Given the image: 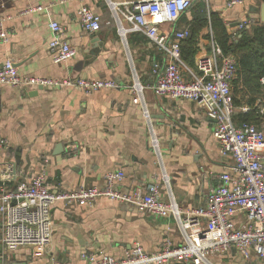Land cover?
Instances as JSON below:
<instances>
[{
  "label": "crops",
  "instance_id": "crops-1",
  "mask_svg": "<svg viewBox=\"0 0 264 264\" xmlns=\"http://www.w3.org/2000/svg\"><path fill=\"white\" fill-rule=\"evenodd\" d=\"M200 2L208 16L214 13L233 36L239 22L258 18L256 9L264 0H244V5L233 8L226 7L227 0ZM9 4V9L0 7V28L8 35L7 42H0V66L12 59L21 76L112 78L119 86L85 94L69 87L0 85V136L8 144L0 151V195L3 188L13 189L41 173L52 191H70L104 186L107 172L122 169L127 178L118 188L123 191L167 175L168 184L162 183L161 190L164 200L173 197L183 209L204 205L219 184L218 175L232 160L221 155L213 137L215 120L203 108L190 100L157 97L149 88L154 68H163L167 55L141 33H130L123 40L101 0H10ZM83 5L102 16L95 49L92 33L84 31L76 15ZM52 20L62 25L63 37L77 50L68 62L55 63L51 56ZM195 24L194 16L187 12L177 27ZM209 26L210 22L201 28L192 51L186 43L182 45L185 63L192 70L200 57L199 44L211 52ZM170 29L163 25L161 32L170 33ZM136 81L149 86L144 90V105L135 100L132 85ZM239 82L232 85L236 111L247 113L264 129V89ZM153 138L160 154L152 146ZM58 144L63 149L55 154ZM17 159L20 163L14 174ZM52 215V239L44 250L23 247L0 259V264H84L86 251L122 257L137 246L151 253L166 238L174 244L183 239L173 218L147 215L130 204L106 199L92 206L60 201L53 206ZM1 232L0 220V237ZM213 261L259 264L256 256L245 260L235 249Z\"/></svg>",
  "mask_w": 264,
  "mask_h": 264
},
{
  "label": "built area",
  "instance_id": "built-area-1",
  "mask_svg": "<svg viewBox=\"0 0 264 264\" xmlns=\"http://www.w3.org/2000/svg\"><path fill=\"white\" fill-rule=\"evenodd\" d=\"M101 1L107 5L123 40L130 33H141L168 57L163 68H154V82L150 87L139 81L132 85L135 100L144 105V90L149 87L157 97L195 102L215 120L213 137L221 155L232 162L218 175L219 184L209 193L206 203L189 209L181 208L173 197L162 198V183L168 184L167 175L132 190L119 189L127 178L122 169L107 172L104 186L52 191L46 175L41 173L20 182L13 189L3 188L0 195V259L23 247L34 248L37 252L44 250L52 239V208L56 203L92 206L98 200L106 199L130 204L147 215L173 218L182 234V243L174 244L166 238L155 252L137 246L122 257L103 251H86L82 254L84 264H215L214 257L233 249L245 260L256 256L259 264H264V131L253 123L234 122L236 109L232 82L237 76L235 57L223 53L209 26L211 52L199 44L196 70L189 68L182 59V45L191 31L188 26L178 28L177 23L196 0ZM244 3V0H227L226 7ZM76 15L84 31L95 34L101 30L102 16L89 6H80ZM257 20L250 18L239 22L236 31L240 32ZM163 25L171 26L170 33L161 32ZM49 27L52 32L49 50L53 61L63 63L75 58L77 50L63 37L62 25L52 20ZM7 41V32L1 27L0 42ZM0 85L34 89L69 87L91 94L115 88L119 83L112 78L21 76L15 62L7 59L0 66ZM7 145L0 136V151ZM152 146L160 154L155 138Z\"/></svg>",
  "mask_w": 264,
  "mask_h": 264
},
{
  "label": "trees",
  "instance_id": "trees-1",
  "mask_svg": "<svg viewBox=\"0 0 264 264\" xmlns=\"http://www.w3.org/2000/svg\"><path fill=\"white\" fill-rule=\"evenodd\" d=\"M200 1L202 0H196L188 10L194 16L196 24L189 26L191 34L183 43H186L190 47L189 50L192 51L200 29L210 22L214 39L221 47L223 53L232 54L236 59L237 76L233 80L232 85L237 82L240 84L239 81H241L243 86H256L264 89V84H261L262 78L264 79V23L258 17L257 23L252 26L249 32L243 29L238 33L237 41H232V36L227 33L219 18L212 12H210L211 16H208L206 6ZM191 55L193 53H190ZM186 58L188 59V57ZM182 59L186 61L183 52ZM249 117L247 113L235 110L234 122L236 124L243 122L253 123ZM257 127L260 128L259 126Z\"/></svg>",
  "mask_w": 264,
  "mask_h": 264
},
{
  "label": "water",
  "instance_id": "water-1",
  "mask_svg": "<svg viewBox=\"0 0 264 264\" xmlns=\"http://www.w3.org/2000/svg\"><path fill=\"white\" fill-rule=\"evenodd\" d=\"M10 0H0V7H2L4 10L10 8L9 4ZM2 8H0V14L2 12ZM256 12L258 13V16L260 18V21L264 23V2L259 6V8L256 9ZM91 44L93 45V48H97L99 44V38L96 34H92L91 37ZM101 43V42H100ZM94 53V50H92L91 54ZM72 79H77V77H71ZM41 89V88H40ZM63 146L61 144H58L56 146V152L55 154H59L62 152ZM19 156V154H18ZM20 163V159H17L14 164V174H16V166Z\"/></svg>",
  "mask_w": 264,
  "mask_h": 264
},
{
  "label": "rangeland",
  "instance_id": "rangeland-1",
  "mask_svg": "<svg viewBox=\"0 0 264 264\" xmlns=\"http://www.w3.org/2000/svg\"><path fill=\"white\" fill-rule=\"evenodd\" d=\"M259 5V4H258ZM259 17V16H258ZM257 23V21L255 22V23H253L252 25H249L247 28H244V30L246 29L247 30V32H249L251 29H252V26L253 25H255ZM201 30V29H200ZM242 31V30H241ZM238 33H239V31L237 30L234 34H233V38H234V40H236L237 41V39H238ZM238 35V36H237ZM232 40V39H231ZM233 41V40H232ZM254 124V123H253ZM260 127V126H259ZM261 128V127H260ZM263 131H264V129L263 128H261Z\"/></svg>",
  "mask_w": 264,
  "mask_h": 264
}]
</instances>
